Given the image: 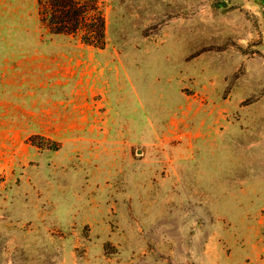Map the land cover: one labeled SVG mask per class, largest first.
I'll return each mask as SVG.
<instances>
[{"label":"rangeland","instance_id":"1","mask_svg":"<svg viewBox=\"0 0 264 264\" xmlns=\"http://www.w3.org/2000/svg\"><path fill=\"white\" fill-rule=\"evenodd\" d=\"M79 1L0 0V264H264L262 1Z\"/></svg>","mask_w":264,"mask_h":264},{"label":"trees","instance_id":"2","mask_svg":"<svg viewBox=\"0 0 264 264\" xmlns=\"http://www.w3.org/2000/svg\"><path fill=\"white\" fill-rule=\"evenodd\" d=\"M263 4V15H264V0H261ZM51 5L54 7L52 13H50L51 20L50 23L57 25L54 28L55 32H67L65 23L70 20L74 23V26L70 32H75L78 30L79 24L85 18V11L81 9V3L79 0H50ZM70 8H72L70 10ZM103 27V24H100ZM88 41L87 34H82V39Z\"/></svg>","mask_w":264,"mask_h":264}]
</instances>
